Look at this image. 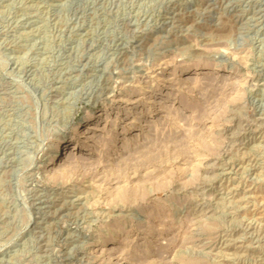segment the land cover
I'll return each mask as SVG.
<instances>
[{
    "label": "rangeland",
    "instance_id": "1",
    "mask_svg": "<svg viewBox=\"0 0 264 264\" xmlns=\"http://www.w3.org/2000/svg\"><path fill=\"white\" fill-rule=\"evenodd\" d=\"M0 264H264V0H0Z\"/></svg>",
    "mask_w": 264,
    "mask_h": 264
},
{
    "label": "bare ground",
    "instance_id": "2",
    "mask_svg": "<svg viewBox=\"0 0 264 264\" xmlns=\"http://www.w3.org/2000/svg\"><path fill=\"white\" fill-rule=\"evenodd\" d=\"M65 144H68V145H71L72 144V142L71 141H66V142H64L63 143V146L65 145ZM76 144V143H75ZM68 146H66L64 149H63V151L67 148ZM70 150H71V147H70V149H69V151H68V153H67V155L70 153ZM66 155V156H67ZM66 156H62V153L59 155H57L54 159H53V161H55L54 163L56 164V163H62V161H64L65 159H66Z\"/></svg>",
    "mask_w": 264,
    "mask_h": 264
}]
</instances>
